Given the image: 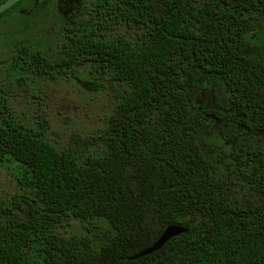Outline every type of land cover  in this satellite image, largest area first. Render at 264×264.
<instances>
[{
  "label": "trees",
  "instance_id": "obj_1",
  "mask_svg": "<svg viewBox=\"0 0 264 264\" xmlns=\"http://www.w3.org/2000/svg\"><path fill=\"white\" fill-rule=\"evenodd\" d=\"M90 2L15 42L0 78L70 79L113 105L57 147L0 90L20 191L0 201V264H264V0ZM170 225L186 231L130 260Z\"/></svg>",
  "mask_w": 264,
  "mask_h": 264
},
{
  "label": "rangeland",
  "instance_id": "obj_2",
  "mask_svg": "<svg viewBox=\"0 0 264 264\" xmlns=\"http://www.w3.org/2000/svg\"><path fill=\"white\" fill-rule=\"evenodd\" d=\"M4 20L5 17L0 19V78L8 70L6 60L13 54L12 44L16 41L36 40L40 38L39 33L43 30L50 36L56 26L54 25V29H50L51 26H41L43 28L39 27L40 32L26 28L16 34V22L9 19L7 24L2 25ZM0 90L7 95L6 103L11 106L12 111L18 117H27L32 122L39 121L47 138L57 147L65 145L72 138L91 137L96 134L103 129L105 119L113 107L112 97L109 95L89 93L70 79L41 81L28 86L8 82ZM41 101L43 105L39 109L37 104ZM19 193L12 175L0 167V201H7ZM77 230L76 225L68 228L69 234Z\"/></svg>",
  "mask_w": 264,
  "mask_h": 264
},
{
  "label": "flooded vegetation",
  "instance_id": "obj_3",
  "mask_svg": "<svg viewBox=\"0 0 264 264\" xmlns=\"http://www.w3.org/2000/svg\"><path fill=\"white\" fill-rule=\"evenodd\" d=\"M5 1L0 0V4ZM90 1L92 0H20L9 10L0 14V19L2 20L5 17L2 25L7 24L9 19L13 22L15 21V24L18 25L15 30L16 34L23 32L24 23L30 20L33 23H39V20L42 19L43 22L40 23H46L49 27L51 26L50 29H54V25L61 22L70 24L83 14H93V9L88 7V4L94 5ZM41 3H45L46 5L41 6ZM40 15L42 18H40ZM5 41L7 42V38ZM16 42L20 43L21 41Z\"/></svg>",
  "mask_w": 264,
  "mask_h": 264
},
{
  "label": "water",
  "instance_id": "obj_4",
  "mask_svg": "<svg viewBox=\"0 0 264 264\" xmlns=\"http://www.w3.org/2000/svg\"><path fill=\"white\" fill-rule=\"evenodd\" d=\"M20 0H6L2 4H0V14L9 10L12 6H14ZM186 231V228L181 225H170L168 226L159 238L147 249L137 253L133 257L130 258L131 261L136 260L138 258L147 256L153 252L160 250L171 238L177 237L183 234Z\"/></svg>",
  "mask_w": 264,
  "mask_h": 264
}]
</instances>
